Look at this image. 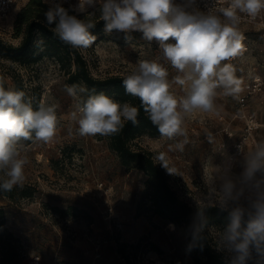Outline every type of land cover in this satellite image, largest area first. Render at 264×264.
Returning <instances> with one entry per match:
<instances>
[{"label": "rangeland", "instance_id": "rangeland-1", "mask_svg": "<svg viewBox=\"0 0 264 264\" xmlns=\"http://www.w3.org/2000/svg\"><path fill=\"white\" fill-rule=\"evenodd\" d=\"M26 2H17L8 18L0 21V39L14 46L25 34L26 27L20 29L18 16ZM175 3L187 6L182 0ZM73 15L95 23V43L80 48L95 78L126 77L140 60H155L168 71L170 91L177 98L186 95V88L172 82L179 73L163 58L156 40L148 41L139 31L106 32L94 8ZM238 30L244 36L245 51L223 63H231L242 81L238 96H246L244 110L237 98L224 96L218 88L214 100L217 111L196 110L187 115L183 125L186 136H142L133 142V148L152 152L156 164L167 171L172 188L192 207L241 208L248 215L251 203L264 194V164L256 176L244 175L250 161L264 149V30L250 25H238ZM14 76L22 80L34 110L33 102L39 96V106L54 107L57 116L56 134L50 142L36 141L35 136L21 141L20 155L27 159L22 186H14L13 197L0 193V210L7 227L23 246L22 264H31L37 257L40 264H195L187 247V230L148 211L153 192L148 176L123 166L109 148V136L79 134L83 102L92 95L113 96L88 88L86 93L77 90L75 97L70 96L65 72L48 58L36 63L0 58V79L6 89L15 90ZM257 79L262 82L261 91L247 96L246 86ZM245 114L253 115L263 126L249 138L244 155L232 161L233 147L245 134ZM180 144L182 151L177 147ZM161 153L165 154L166 168L158 159ZM4 179L0 172V182ZM228 182L233 184L230 196L223 191ZM27 189L32 197L21 195ZM76 209L87 212L92 220ZM207 232L233 264L236 253L226 239L227 229L212 226ZM247 264H264V251L253 247Z\"/></svg>", "mask_w": 264, "mask_h": 264}, {"label": "clouds", "instance_id": "clouds-1", "mask_svg": "<svg viewBox=\"0 0 264 264\" xmlns=\"http://www.w3.org/2000/svg\"><path fill=\"white\" fill-rule=\"evenodd\" d=\"M194 2L189 0L190 4ZM88 8L99 12L106 32L139 31L148 41L156 40L163 58L179 73L172 81L186 88V95L179 98L170 91L167 69L155 60H140L136 70L123 79L126 94L137 97L161 136L171 139L186 136L183 125L187 115L196 110L217 111L216 89L222 88L224 96L238 97L242 81L236 77L234 66L223 62L245 51L244 36L238 30L240 14L256 18L264 12V0H228L226 7L218 9L219 14L189 10L175 0H79L74 11L86 13ZM45 16L48 25L55 24L52 31L59 40L73 48L87 49L97 39L90 31L95 27L92 20L70 15L61 4L50 7ZM39 47L43 50L42 41ZM77 90L88 91L80 85L66 88L73 97ZM79 113L81 136H108L118 133L126 121L136 125L139 109L100 94L89 96ZM56 130L54 107L41 104L34 110L23 91L6 89L0 79V172L6 177L0 182V189L11 191L14 186H22L27 159L21 158V141L32 140L34 133L36 141L47 143ZM177 147L183 150V144ZM258 156L264 157V149ZM158 159L166 168L165 154L161 153ZM258 168L255 159L250 161L245 177L251 178ZM232 190L233 184L226 183L223 191L230 196ZM250 206L252 211L243 229L244 211L236 208L231 213L226 239L236 253L233 264H247L253 247L264 251V199L253 201Z\"/></svg>", "mask_w": 264, "mask_h": 264}, {"label": "trees", "instance_id": "trees-1", "mask_svg": "<svg viewBox=\"0 0 264 264\" xmlns=\"http://www.w3.org/2000/svg\"><path fill=\"white\" fill-rule=\"evenodd\" d=\"M24 10L18 16L20 29L25 26L22 42L14 46L0 39V58L12 63H36L44 58L57 61L67 76L69 86H86L95 93H109L113 100L120 103L128 102L139 109L138 123L124 122L123 128L116 134L109 136V148L120 158L123 166L128 170H139L148 176V182L153 190L150 197L151 205L148 211L152 216H158L170 224L184 227L188 232L187 247L195 264H229L225 255L220 252L215 243L208 236V228L221 226L228 228L231 222V210L220 206L192 207L178 196L169 182L167 171L156 164L152 152L141 147L133 148V142L142 137H160L149 115L140 106L137 97L126 94L123 86V76H111L105 79L95 78L80 48H73L59 40L52 29L55 24L48 25L45 13L49 6L41 0H29ZM73 12L66 6H63ZM94 32V28L90 30ZM40 36V40H38ZM43 42V50L39 43ZM14 91H23L28 100V92L20 77L14 76ZM40 97L37 96L33 105L38 109ZM33 107V106H32ZM34 137V133H33ZM31 141V140H30ZM16 188L11 191L0 189L4 196L13 197ZM24 197H32L30 190L21 192ZM79 215L92 220L83 210H75ZM248 215L242 217L241 228L246 227ZM23 246L20 239L7 227L4 212L0 210V263L22 264Z\"/></svg>", "mask_w": 264, "mask_h": 264}, {"label": "built area", "instance_id": "built-area-1", "mask_svg": "<svg viewBox=\"0 0 264 264\" xmlns=\"http://www.w3.org/2000/svg\"><path fill=\"white\" fill-rule=\"evenodd\" d=\"M19 1H29V0H0V21L8 18L12 8ZM41 1L49 7H52L55 4H61L62 6L68 7L72 12L78 13L74 11V6L78 5L79 0H47V2H45V0H41ZM182 1L186 3L189 10H198L203 13L211 12L212 14H219L218 9L221 7H226L228 3V0H195L193 4H190L189 0H182ZM240 15H241V19L239 25H250L264 30V12H261L254 19L244 14H240ZM261 89H262V82L260 79H257L246 86L245 93H247V96H250L253 95L254 93L261 91ZM245 97L246 96L237 97L238 104H240L243 110L246 106ZM236 117L238 116L236 115ZM243 118L246 121L245 134L243 138L237 141L233 147V151L231 155L232 161L244 155L245 149L248 145L249 138L252 136V134L255 131H257L263 126V124H261L253 115L245 114L243 115ZM229 137H233V134H229ZM253 159L257 161L259 166L264 164V158L261 156H257ZM256 183L260 184L261 181L257 180ZM31 264H40V258L38 257L35 258L31 262Z\"/></svg>", "mask_w": 264, "mask_h": 264}, {"label": "crops", "instance_id": "crops-1", "mask_svg": "<svg viewBox=\"0 0 264 264\" xmlns=\"http://www.w3.org/2000/svg\"><path fill=\"white\" fill-rule=\"evenodd\" d=\"M254 174H255V176H256V174H257V171H256ZM257 187H258V186H257ZM262 198H264V194H263ZM262 198H260V199H262Z\"/></svg>", "mask_w": 264, "mask_h": 264}]
</instances>
